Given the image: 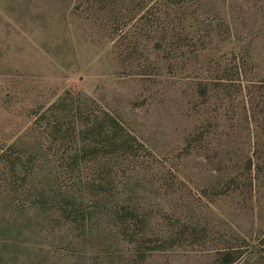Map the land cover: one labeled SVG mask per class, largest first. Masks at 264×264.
<instances>
[{
	"label": "rangeland",
	"instance_id": "obj_1",
	"mask_svg": "<svg viewBox=\"0 0 264 264\" xmlns=\"http://www.w3.org/2000/svg\"><path fill=\"white\" fill-rule=\"evenodd\" d=\"M0 264H264V0H0Z\"/></svg>",
	"mask_w": 264,
	"mask_h": 264
}]
</instances>
